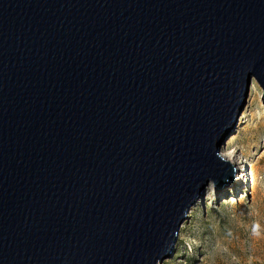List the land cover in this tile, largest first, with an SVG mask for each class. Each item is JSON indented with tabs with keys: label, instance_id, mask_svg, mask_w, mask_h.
Here are the masks:
<instances>
[{
	"label": "water",
	"instance_id": "obj_1",
	"mask_svg": "<svg viewBox=\"0 0 264 264\" xmlns=\"http://www.w3.org/2000/svg\"><path fill=\"white\" fill-rule=\"evenodd\" d=\"M252 79L264 0H0V264H161Z\"/></svg>",
	"mask_w": 264,
	"mask_h": 264
},
{
	"label": "rangeland",
	"instance_id": "obj_2",
	"mask_svg": "<svg viewBox=\"0 0 264 264\" xmlns=\"http://www.w3.org/2000/svg\"><path fill=\"white\" fill-rule=\"evenodd\" d=\"M252 79L235 127L220 145L245 171L192 205L161 264H264V101Z\"/></svg>",
	"mask_w": 264,
	"mask_h": 264
},
{
	"label": "bare ground",
	"instance_id": "obj_3",
	"mask_svg": "<svg viewBox=\"0 0 264 264\" xmlns=\"http://www.w3.org/2000/svg\"><path fill=\"white\" fill-rule=\"evenodd\" d=\"M220 156H222L224 159H226L228 162L230 161L232 164H234L236 167H238L239 165H238V162H237V159L235 160V157H234V155H225V153H223L222 151H221V153H220ZM239 168V167H238ZM241 169V168H240ZM231 182V181H230ZM229 182V183H230ZM232 183H236V182H232ZM225 184V183H224ZM224 184H223V186H224ZM228 184V183H227ZM240 184V183H239ZM238 183L236 184L237 185V188H240L241 187V185H239ZM210 187H212V185L211 184H208ZM208 186V187H209Z\"/></svg>",
	"mask_w": 264,
	"mask_h": 264
}]
</instances>
